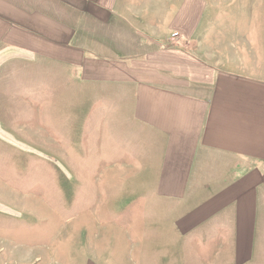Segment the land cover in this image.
<instances>
[{
  "label": "crops",
  "instance_id": "1",
  "mask_svg": "<svg viewBox=\"0 0 264 264\" xmlns=\"http://www.w3.org/2000/svg\"><path fill=\"white\" fill-rule=\"evenodd\" d=\"M174 32L179 35L172 40ZM29 66H71L79 72L80 87H101L91 101L104 104L94 113L105 120L110 151L122 150L116 135L122 145L128 135L136 136L141 149L161 144V158L152 159L161 236L143 239V246L168 253L146 264H179L180 248L188 251L191 241L180 235L195 229L197 216L235 208L238 226L244 216L260 213L264 0H0L1 172L4 150L38 149L21 137L36 134L35 83L19 78ZM50 101L61 108L68 102ZM104 195L116 202L114 195ZM123 197L126 204L141 194ZM184 200L187 211L180 214ZM115 241L114 234L102 244L79 238L81 252L92 247L93 258L85 263L112 264L111 257H118L103 249ZM118 263L130 264L123 258Z\"/></svg>",
  "mask_w": 264,
  "mask_h": 264
},
{
  "label": "rangeland",
  "instance_id": "2",
  "mask_svg": "<svg viewBox=\"0 0 264 264\" xmlns=\"http://www.w3.org/2000/svg\"><path fill=\"white\" fill-rule=\"evenodd\" d=\"M5 77L12 78L11 74ZM19 78L35 83L36 134L25 132L21 137L34 142L38 149L3 151L0 264H86L93 258L92 247L85 246L87 253L81 252L79 238L102 244L112 234L115 246L103 249L114 251L118 257H111L112 264H119L120 258L130 264H139L138 260L146 264L158 254L165 256L167 251L143 246V239L155 241L161 236L152 194L157 176L152 159L161 158V144L154 142L141 149L136 136L128 135L122 145L116 135L114 141L122 150L110 151L105 120H98L99 114L94 113L104 104L91 101L102 89L80 87L79 72L71 66H29L20 71ZM59 97L68 100L62 108L60 102L50 101ZM45 116L47 123L51 122V136L45 133L49 129L43 125ZM55 122L64 125L58 127ZM153 148L159 151L153 152ZM104 192L114 195L116 202L110 203ZM128 192L141 194V199L136 197L125 204L123 196ZM146 201L147 214L143 207ZM186 202L180 204V214L187 211ZM105 203V210L97 211ZM260 203V213L244 216L238 226L231 212L235 208L214 216H197L195 229H184L180 235L191 241L188 251L180 248L179 264H264V200ZM10 206L13 212L7 208ZM79 210L85 212L79 214Z\"/></svg>",
  "mask_w": 264,
  "mask_h": 264
},
{
  "label": "built area",
  "instance_id": "3",
  "mask_svg": "<svg viewBox=\"0 0 264 264\" xmlns=\"http://www.w3.org/2000/svg\"><path fill=\"white\" fill-rule=\"evenodd\" d=\"M178 35H179L178 32H174V33L172 34V40H174Z\"/></svg>",
  "mask_w": 264,
  "mask_h": 264
}]
</instances>
